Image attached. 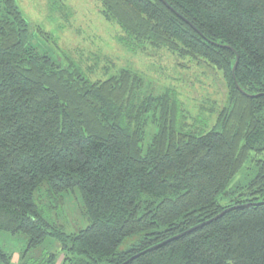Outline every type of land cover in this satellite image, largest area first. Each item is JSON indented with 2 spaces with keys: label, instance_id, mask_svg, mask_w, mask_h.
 <instances>
[{
  "label": "trees",
  "instance_id": "1",
  "mask_svg": "<svg viewBox=\"0 0 264 264\" xmlns=\"http://www.w3.org/2000/svg\"><path fill=\"white\" fill-rule=\"evenodd\" d=\"M101 2L135 50L220 70L227 99L201 106L209 121L174 88L142 97L132 69L92 81L33 44L43 30L17 0H0V230L27 234L30 247L58 239L62 264H264V0ZM152 110L158 130L145 150ZM248 162L255 177L229 191ZM43 187L59 202L78 188L88 226L49 223L35 198Z\"/></svg>",
  "mask_w": 264,
  "mask_h": 264
},
{
  "label": "rangeland",
  "instance_id": "2",
  "mask_svg": "<svg viewBox=\"0 0 264 264\" xmlns=\"http://www.w3.org/2000/svg\"><path fill=\"white\" fill-rule=\"evenodd\" d=\"M17 2L27 20L43 30L44 35L37 31L33 36V44L50 54L57 63L80 68L92 81L106 80L118 75L122 69H132L143 78L142 97L161 96L169 88H174L189 114L204 119L210 116L209 121L215 119V115L201 106L222 105L227 99L228 86L224 74L206 61L197 62L163 48L135 50L126 44L122 28L104 16L101 0ZM148 117L141 143L145 150L158 130V122L154 118L158 119L159 112L152 110ZM255 175V166L248 162L232 180L228 190L240 185L246 187ZM242 191L221 195L220 202L227 205L232 196ZM35 198L36 203L43 207L46 220L53 226H63L68 233L88 226L78 188L66 193L62 202L48 198L44 187L35 192ZM139 237L140 234L127 238L120 251L132 247ZM0 248L8 255L9 264H62L65 256L62 243L54 237H47L38 247H30L27 234L5 230H0Z\"/></svg>",
  "mask_w": 264,
  "mask_h": 264
},
{
  "label": "water",
  "instance_id": "3",
  "mask_svg": "<svg viewBox=\"0 0 264 264\" xmlns=\"http://www.w3.org/2000/svg\"><path fill=\"white\" fill-rule=\"evenodd\" d=\"M214 44H216V43H214ZM216 45H218V44H216ZM218 46H222V47H228V48H230V46H224V45H218ZM237 54V59H236V62H235V65H234V68H233V73H234V76H235V70H236V68H237V65H238V62H239V54L238 53H236ZM237 86H238V88L243 92V93H245L241 88H240V86L237 84ZM245 94H247V93H245ZM247 95H249V94H247ZM249 96H255V95H249ZM226 211H228V209L227 210H225V211H223L222 212V214L223 213H225ZM221 214V215H222ZM220 216V215H219ZM219 216H217V217H219ZM216 217V218H217ZM215 219V218H214Z\"/></svg>",
  "mask_w": 264,
  "mask_h": 264
}]
</instances>
